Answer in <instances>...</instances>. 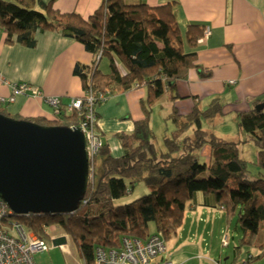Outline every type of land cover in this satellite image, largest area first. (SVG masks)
<instances>
[{
  "label": "trees",
  "instance_id": "1",
  "mask_svg": "<svg viewBox=\"0 0 264 264\" xmlns=\"http://www.w3.org/2000/svg\"><path fill=\"white\" fill-rule=\"evenodd\" d=\"M171 4L101 0L98 8L83 18L76 12L59 11L52 2L0 0V27L6 42L33 47L36 32L59 30L86 51L99 55L94 64L76 63L72 69L82 89L92 90L96 107L115 91L141 86L146 90L140 99L144 117L133 122L131 132L113 135L122 149L119 157L112 156L102 142L93 159V178L74 212L12 215L46 242L48 230L60 228L73 241L84 264H94L96 247H119L124 236L146 239L160 233L165 241L175 236L197 192L212 196L213 206L223 209L227 222L236 217L241 243L259 250L244 264L264 257V239L255 240L264 222V205L257 204L258 196L264 198V106L237 114L232 139L203 127L222 114L218 98L205 109L194 103L184 115L172 109L166 120L173 129L163 136L162 147L150 127L153 103L163 95L176 99V81L185 79L190 69H196L202 78L210 77L209 70L196 64L194 50L204 27L190 24L181 32ZM102 57L109 62L107 73L97 67ZM0 113L7 115L2 109ZM28 120L71 127L79 124L80 116L77 111H67L60 99V114L53 122ZM247 143L256 151L257 175L248 169L242 153ZM205 147L209 163L200 159ZM140 183L146 193L127 203H114Z\"/></svg>",
  "mask_w": 264,
  "mask_h": 264
},
{
  "label": "crops",
  "instance_id": "2",
  "mask_svg": "<svg viewBox=\"0 0 264 264\" xmlns=\"http://www.w3.org/2000/svg\"><path fill=\"white\" fill-rule=\"evenodd\" d=\"M42 1L52 2L59 11L76 12L83 18L91 15L101 2V0ZM126 2L145 3L150 6L170 2L181 32L190 24H199L210 29V35L199 41L200 37L194 48L196 64L203 70H209L210 77L202 78L196 69H190L185 79L176 81L178 95L176 99L172 100L163 95L153 103L150 127L154 134L156 135L157 127L163 130V136L173 129L170 121L166 120L172 109L175 108L179 114L184 115L191 111L194 103H197L199 109H205L212 99L218 98L222 114L213 121L204 123L203 127L221 137L234 138L237 114L247 112L257 104L264 106V0H126ZM97 58L98 55L86 51L80 42L63 35L59 30L36 32L35 45L25 47L16 42H6L5 32L0 27V98H9L12 85L19 83L37 87L42 95L41 97L15 95L12 102L0 104V109L11 117L41 118L53 122L52 108L42 98L59 97L65 104L71 97L80 96L83 91L81 81L73 74L72 69L76 63L92 65ZM103 58H100L97 67L107 73L109 62L106 57L103 62ZM229 80H234V83L229 84ZM145 91L143 86L127 91H115L96 107V130L114 157H119L122 149L113 135L131 132L133 122L144 117L140 99L144 97ZM200 159L209 163L207 147L200 152ZM253 160H256V156ZM140 185L141 183L135 188L139 189ZM140 191L143 192V188ZM125 198L126 196L114 200V203L123 204L134 199L127 201ZM213 204L212 196L203 197L197 192L195 205L191 208L198 207L199 219L202 218L204 221V212H207L208 208L218 209L224 213L222 208H216ZM257 204L264 205V198L258 196ZM210 215L214 216V213ZM180 228L182 230L183 223ZM258 251L256 249L250 254L248 250V254L243 255L239 263L244 264L247 257L256 255ZM164 256L174 264H188L190 261L188 260L190 257L184 254L183 247L175 256L166 253ZM197 256L212 264L220 262L205 255ZM250 264H264V257Z\"/></svg>",
  "mask_w": 264,
  "mask_h": 264
},
{
  "label": "water",
  "instance_id": "3",
  "mask_svg": "<svg viewBox=\"0 0 264 264\" xmlns=\"http://www.w3.org/2000/svg\"><path fill=\"white\" fill-rule=\"evenodd\" d=\"M86 145L79 126H46L0 113V198L16 215L74 212L89 182Z\"/></svg>",
  "mask_w": 264,
  "mask_h": 264
},
{
  "label": "built area",
  "instance_id": "4",
  "mask_svg": "<svg viewBox=\"0 0 264 264\" xmlns=\"http://www.w3.org/2000/svg\"><path fill=\"white\" fill-rule=\"evenodd\" d=\"M209 35L210 29L205 27L199 41ZM228 83L232 84L234 80H229ZM11 88V96L0 98V104L12 102L14 96L20 94L32 97L42 96L37 87L27 83L14 84ZM42 99L52 108L51 120H56L60 114V98L43 97ZM95 102V95L88 89L83 90L78 97H71L66 103L67 111H77L80 116L77 126L80 127L86 139L89 181L93 178L94 156L102 146L100 133L96 130ZM12 215L16 214L0 198V264H35L33 255L47 252L50 245L15 221ZM223 243L226 244L225 237ZM62 244L53 245L62 247ZM165 250V240L160 233H153L146 239L124 236L119 247H96L94 264H174L164 256ZM215 264L220 262L216 261Z\"/></svg>",
  "mask_w": 264,
  "mask_h": 264
},
{
  "label": "rangeland",
  "instance_id": "5",
  "mask_svg": "<svg viewBox=\"0 0 264 264\" xmlns=\"http://www.w3.org/2000/svg\"><path fill=\"white\" fill-rule=\"evenodd\" d=\"M14 2V0H8ZM106 60L105 57L102 59ZM156 128V143L159 147L163 146V130ZM243 156L247 160L248 169L257 175V167L253 157L256 156V151L252 147V144H245L243 146ZM143 188V192L140 189ZM146 193V188L143 184L139 189L135 188L129 193L124 200H130L131 198L138 197ZM195 205V197L192 202ZM203 218L204 221L199 219V209L189 208L185 213L183 220V228H179L176 235L170 237L165 241V253L167 255H176L177 251H181L183 247L184 254L190 257L188 264H212L206 259H199L197 254L201 256H208L212 260H220L222 264H237L240 258L256 251L255 247L248 246L241 243L240 239L242 233L238 227L236 217H233L226 221V217L223 212H219L218 209H206ZM214 216L210 215L213 214ZM50 239L47 240L50 245V249L44 253H35L33 260L35 264H82V260L79 258L77 249L73 241L63 233L58 227H53L48 230ZM62 234L61 236H58ZM62 237V247L54 246L53 240ZM225 237L226 244L223 243ZM264 239V222L260 223L258 235L255 240L261 242ZM185 257V256H183ZM198 257V258H197Z\"/></svg>",
  "mask_w": 264,
  "mask_h": 264
}]
</instances>
